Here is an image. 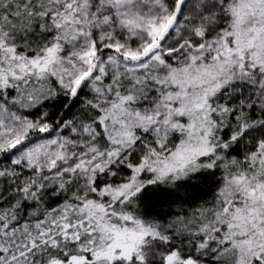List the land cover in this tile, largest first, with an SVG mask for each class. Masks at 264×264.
Listing matches in <instances>:
<instances>
[{"label":"snow or ice","instance_id":"1","mask_svg":"<svg viewBox=\"0 0 264 264\" xmlns=\"http://www.w3.org/2000/svg\"><path fill=\"white\" fill-rule=\"evenodd\" d=\"M0 264H264V0H0Z\"/></svg>","mask_w":264,"mask_h":264}]
</instances>
